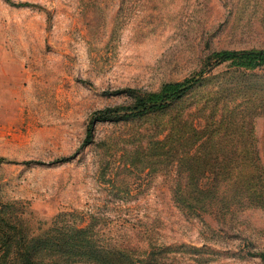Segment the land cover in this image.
<instances>
[{
	"label": "rangeland",
	"instance_id": "1",
	"mask_svg": "<svg viewBox=\"0 0 264 264\" xmlns=\"http://www.w3.org/2000/svg\"><path fill=\"white\" fill-rule=\"evenodd\" d=\"M252 47L264 48V0H0V204L25 235L70 212L106 246L153 250V264H260L264 67L212 57ZM190 79L156 111L94 121L83 145L95 111L133 105L118 90ZM216 165L229 176L214 207L177 201L186 168L210 189L201 169Z\"/></svg>",
	"mask_w": 264,
	"mask_h": 264
},
{
	"label": "trees",
	"instance_id": "2",
	"mask_svg": "<svg viewBox=\"0 0 264 264\" xmlns=\"http://www.w3.org/2000/svg\"><path fill=\"white\" fill-rule=\"evenodd\" d=\"M212 57L216 62L231 61L247 69L264 67V48L220 49L214 51ZM193 83L194 81L190 79L167 84L161 93H147L138 88L118 90L116 93L125 92L133 95V105L123 108L106 107L95 111L83 145L92 142L94 121L107 120L120 109L134 110L139 114L156 111L164 107L167 100H179L185 96ZM69 160L70 157H62L58 161ZM3 161L4 158H0V166ZM198 170L200 171L198 166L186 168L184 173H189L192 181L189 183L186 181L180 185L185 186L189 191L181 187L175 192L178 202L197 206L200 210L205 211L209 207H214L212 204L214 197L211 196L212 193H215L214 188L218 190L225 188V185L222 186L220 181L217 182V179L228 175V167L216 165L201 169L202 172L210 173L214 179L216 178L215 185L210 189L198 183L199 178L196 179V176L193 175V172ZM189 195L193 196L187 200ZM72 215L73 213L70 212H60L53 216L49 222L45 221L46 226L40 231L31 230L25 235L20 231L21 227L17 225L21 223L20 218H13L16 215L8 214L3 204H0V251L4 252L3 254L16 251V256H18L15 260H0V264H153L151 261L154 260L153 250L147 251L146 256L141 258L130 248L106 246L98 240L99 234L92 222L76 223L67 219ZM10 219L16 222L12 223ZM257 256L260 258V264H264V250H260Z\"/></svg>",
	"mask_w": 264,
	"mask_h": 264
}]
</instances>
